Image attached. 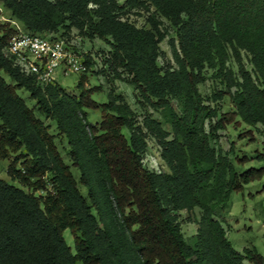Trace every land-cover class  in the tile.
<instances>
[{"label": "trees", "instance_id": "1", "mask_svg": "<svg viewBox=\"0 0 264 264\" xmlns=\"http://www.w3.org/2000/svg\"><path fill=\"white\" fill-rule=\"evenodd\" d=\"M0 2L30 35L68 39L77 30L91 40L110 38V68L117 78L127 74L139 102L161 112L171 127L166 131L149 113L140 124L120 95L98 104L93 95L100 88H91L86 76L89 57L77 96L59 84L40 85L5 55L18 32L0 24V158H8V149L23 148L26 154L17 157L23 168L11 167L12 178L47 193L38 197L0 178V264H264L255 248L243 253L233 248L221 220L232 195L261 178L264 167L239 171L213 145L225 121L264 125V0ZM150 8L176 30V69L159 67L155 28H138L124 19L127 12ZM206 69L216 72L224 87L220 96L228 95L234 105L231 118L215 124L217 113L199 91ZM19 89L30 93L38 111L68 139L91 204L57 152L49 126ZM175 100L180 111L172 105ZM87 109H100L101 122H89ZM148 136L158 141L169 172L144 168ZM253 158L264 162V153ZM197 208L202 215L189 243L180 212ZM66 230L75 236V253L65 241Z\"/></svg>", "mask_w": 264, "mask_h": 264}, {"label": "rangeland", "instance_id": "2", "mask_svg": "<svg viewBox=\"0 0 264 264\" xmlns=\"http://www.w3.org/2000/svg\"><path fill=\"white\" fill-rule=\"evenodd\" d=\"M55 1V0H49ZM125 0H119L120 4H124ZM124 19L129 20L138 28H145L157 32L159 39V48L161 56L158 59V65L164 71L167 69H176L174 53L178 48L176 38V30L168 20L161 17L154 8L149 10L137 9L132 12H127ZM0 24H9L14 29L21 28L25 32V28L21 22L16 20L11 11L4 7L0 2ZM61 31L59 33H63ZM60 36V35H59ZM68 41L75 46V48L84 54V57L91 59V69L87 78L91 88H100L93 95V99L100 105L108 103L111 98L120 95L128 103L131 109L138 117V122L141 124L147 113L153 115L155 119L160 121L163 128L171 132L170 125L166 122L161 112L154 110L150 105H142L139 102L137 93L132 85L128 83V75L124 74L122 70L121 78H117V74L113 72L108 64L110 59V52L112 50L111 39L102 40L95 38L93 40L85 38L80 35L79 31L72 30ZM5 55H9L8 51L4 50ZM249 67V65H248ZM205 81L199 85V91L205 99V105L214 109L217 117L213 119L215 124L220 118H231V113L234 111V105L228 95H224V87L216 76V72L211 69H206L203 72ZM6 81L10 84L14 82L4 75ZM81 78L79 74H71L68 77L58 75V84L63 87L69 95H78L77 84ZM17 94L25 101L26 105L33 110L34 114L46 126H49L50 134L54 136V144L57 152L61 156L66 165L70 167V171L74 176L78 189L81 194L87 199L88 203L91 201L88 197V190L81 182V172L74 160L71 157L72 148L69 145L66 136L59 130L56 122L52 119L46 118L44 114L38 111L36 100L32 99L30 93L25 89L17 90ZM173 107L180 111V105L175 100L172 102ZM87 119L91 123H99L102 120V112L100 109H87ZM207 122V129L209 128ZM225 128L217 132V139L213 140V145L218 152L227 155L236 169L239 171L248 170L251 168L261 169L264 167V162L255 157L258 153H264V125L258 124L254 127L242 122L239 118H234V121H225ZM123 134L129 138L130 133L128 129H123ZM170 137L169 139H171ZM147 150L143 155V166L147 170L155 173L169 172V169L162 159V148L158 141L153 136H148L146 139ZM25 150L8 149V158H0V178L7 183L21 188L25 192L34 193L36 196H46L45 191H33L32 188L27 187L14 180L11 176L10 168L22 169V159L18 162L19 155L25 153ZM26 154V153H25ZM248 160H245L244 157ZM242 162H239L241 161ZM261 178L244 186L243 190L232 195L230 206L226 211L221 213L223 226L227 230V237L232 243L235 250L243 253L245 249L255 248L257 252L264 258V174ZM51 175L46 176V180H50ZM51 189V186L49 185ZM49 189V190H50ZM51 191V190H50ZM202 212L200 209H195L192 214L186 211L180 212L181 229L185 239L191 243L197 233V222L200 220ZM64 238L68 246L71 247L72 252L75 253V236L70 230L64 232ZM78 264H82L79 262Z\"/></svg>", "mask_w": 264, "mask_h": 264}, {"label": "built area", "instance_id": "3", "mask_svg": "<svg viewBox=\"0 0 264 264\" xmlns=\"http://www.w3.org/2000/svg\"><path fill=\"white\" fill-rule=\"evenodd\" d=\"M16 31L9 41L8 54L22 73L34 76L40 85L58 84V75L88 72L84 54L68 39L55 34L30 35L21 28Z\"/></svg>", "mask_w": 264, "mask_h": 264}]
</instances>
